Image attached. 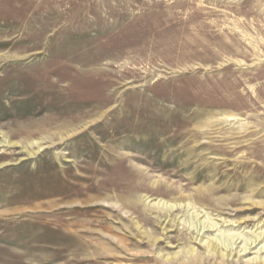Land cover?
Wrapping results in <instances>:
<instances>
[{
    "label": "rangeland",
    "instance_id": "374dc122",
    "mask_svg": "<svg viewBox=\"0 0 264 264\" xmlns=\"http://www.w3.org/2000/svg\"><path fill=\"white\" fill-rule=\"evenodd\" d=\"M261 246L264 0H0V264Z\"/></svg>",
    "mask_w": 264,
    "mask_h": 264
},
{
    "label": "bare ground",
    "instance_id": "6f19581e",
    "mask_svg": "<svg viewBox=\"0 0 264 264\" xmlns=\"http://www.w3.org/2000/svg\"><path fill=\"white\" fill-rule=\"evenodd\" d=\"M167 204V203H166ZM170 207L171 208H173V207H177V204L176 205H172V204H170L169 205V209H170ZM195 223H196V225H197V223L199 224V225H201V224H203V223H201V221H197V219L195 220ZM215 225H217L216 223H212V224H210L209 226L208 225H202V226H199V227H197L198 229L196 230L197 231V236H199V235H202L203 233H205V232H207V231H212V230H210V229H204V228H209V227H214ZM195 226V225H194ZM234 237V236H233ZM232 237V238H233ZM260 238V235H254L252 238H247V239H243L244 241H243V244L241 245V247H240V249L237 251L238 253H240V252H242V253H244V252H246L247 250H248V252H249V250H251V249H253V248H255L259 243H260V241H262V239L260 240L259 239ZM228 240V239H227ZM224 243V244H223ZM233 243H235V240H234V242ZM222 246H225V240H224V242H223V240L222 239H220V237L219 238H211V241H208L207 242V252L209 253V252H211L212 250L214 251V253L216 254V253H218L220 256H224V254L223 253H221V251H220V248H222ZM227 246V245H226ZM262 248H264V246H261V247H259L258 249H257V252L256 253H258V251H260ZM231 249V248H230ZM223 250V249H222ZM230 251V250H229ZM264 251V250H263ZM192 254V252L191 251H189L188 252V255L190 256ZM210 254H212V255H214L213 253H210ZM252 260H254V261H261V256H258V257H254Z\"/></svg>",
    "mask_w": 264,
    "mask_h": 264
}]
</instances>
